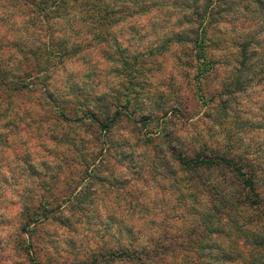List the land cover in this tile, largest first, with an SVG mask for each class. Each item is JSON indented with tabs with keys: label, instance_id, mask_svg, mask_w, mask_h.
<instances>
[{
	"label": "clouds",
	"instance_id": "9594fccd",
	"mask_svg": "<svg viewBox=\"0 0 264 264\" xmlns=\"http://www.w3.org/2000/svg\"><path fill=\"white\" fill-rule=\"evenodd\" d=\"M0 264H264V0H0Z\"/></svg>",
	"mask_w": 264,
	"mask_h": 264
}]
</instances>
